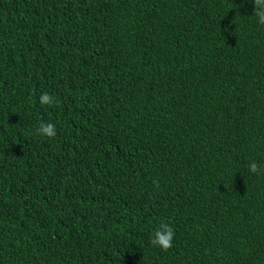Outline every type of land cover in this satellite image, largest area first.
<instances>
[{
	"label": "trees",
	"instance_id": "1",
	"mask_svg": "<svg viewBox=\"0 0 264 264\" xmlns=\"http://www.w3.org/2000/svg\"><path fill=\"white\" fill-rule=\"evenodd\" d=\"M254 8L0 0V264H264Z\"/></svg>",
	"mask_w": 264,
	"mask_h": 264
},
{
	"label": "clouds",
	"instance_id": "2",
	"mask_svg": "<svg viewBox=\"0 0 264 264\" xmlns=\"http://www.w3.org/2000/svg\"><path fill=\"white\" fill-rule=\"evenodd\" d=\"M253 2L255 5L253 16L257 18V22L260 25H264V0H253ZM39 100L42 106H57V100L55 99V97L47 92L42 93L39 97ZM37 134L48 138H54L57 134L56 127L52 123L41 122L37 129ZM249 170L253 174H264V168H261L256 162L250 163ZM154 183L157 187H159L158 181H155ZM174 237V228L169 223L162 221L159 223L157 229L154 231L150 243L167 252L173 247Z\"/></svg>",
	"mask_w": 264,
	"mask_h": 264
}]
</instances>
